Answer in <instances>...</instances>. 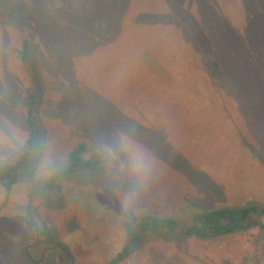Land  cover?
I'll use <instances>...</instances> for the list:
<instances>
[{
    "label": "rangeland",
    "instance_id": "1",
    "mask_svg": "<svg viewBox=\"0 0 264 264\" xmlns=\"http://www.w3.org/2000/svg\"><path fill=\"white\" fill-rule=\"evenodd\" d=\"M34 93L44 134L0 183V264H115L146 216L179 226L116 264H264L259 227L185 234L206 209L264 205V0H0V163L28 140ZM80 144L100 167L49 185Z\"/></svg>",
    "mask_w": 264,
    "mask_h": 264
},
{
    "label": "trees",
    "instance_id": "2",
    "mask_svg": "<svg viewBox=\"0 0 264 264\" xmlns=\"http://www.w3.org/2000/svg\"><path fill=\"white\" fill-rule=\"evenodd\" d=\"M23 49V54H26L23 61L26 60L27 62L30 44L25 43ZM37 103L38 97L34 93L32 99L27 102L28 140L24 147L0 163V183L9 193L19 182L22 170L36 155L38 143L44 134L42 122H40L35 114ZM86 151L87 149L84 144H80L75 148L69 155V165L57 172L49 185L57 184L62 179H66L77 172L97 170L101 165L100 158L91 157L90 159H85L84 154ZM139 224L138 227L130 221L126 223L125 228L129 236L130 244L122 252L117 254L113 263H119L131 256L133 253L131 243L139 242L143 237L153 236L161 231H175L179 226L176 219L153 216L144 217ZM256 227L264 230V205L248 203L239 207L206 209L198 216L197 223L192 224L185 231V234L202 238H212L244 233ZM37 235L41 240L55 243V238L48 227L38 228ZM61 247L67 255L71 256L70 249L67 245L61 244ZM25 255L31 260L27 250L25 251Z\"/></svg>",
    "mask_w": 264,
    "mask_h": 264
},
{
    "label": "clouds",
    "instance_id": "3",
    "mask_svg": "<svg viewBox=\"0 0 264 264\" xmlns=\"http://www.w3.org/2000/svg\"><path fill=\"white\" fill-rule=\"evenodd\" d=\"M49 164H50V161L47 155H45L41 160L39 171L43 173H47ZM131 167L133 171L136 173V175L138 176L140 183H143L144 181H146L148 165L143 155L141 154L134 155L131 159ZM134 196H135V192H129L126 194L125 196V207L126 208L129 207V204L131 200L134 198Z\"/></svg>",
    "mask_w": 264,
    "mask_h": 264
}]
</instances>
